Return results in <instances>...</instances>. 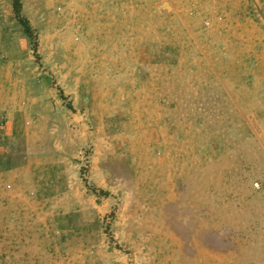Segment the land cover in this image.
Returning <instances> with one entry per match:
<instances>
[{"label":"rangeland","instance_id":"1","mask_svg":"<svg viewBox=\"0 0 264 264\" xmlns=\"http://www.w3.org/2000/svg\"><path fill=\"white\" fill-rule=\"evenodd\" d=\"M0 0V264H264V0Z\"/></svg>","mask_w":264,"mask_h":264},{"label":"trees","instance_id":"2","mask_svg":"<svg viewBox=\"0 0 264 264\" xmlns=\"http://www.w3.org/2000/svg\"><path fill=\"white\" fill-rule=\"evenodd\" d=\"M14 8L16 11V14L20 17V20L24 24L26 31L32 35L33 29L32 26L30 25L29 20L26 17H22L21 12H22V2L21 0H14Z\"/></svg>","mask_w":264,"mask_h":264}]
</instances>
